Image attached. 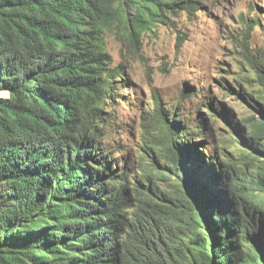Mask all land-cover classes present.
<instances>
[{"label": "trees", "instance_id": "1", "mask_svg": "<svg viewBox=\"0 0 264 264\" xmlns=\"http://www.w3.org/2000/svg\"><path fill=\"white\" fill-rule=\"evenodd\" d=\"M180 11L199 8L0 0V264H264V55L249 57L258 121L154 96L135 168L103 144L121 70L107 32L139 41ZM220 118L237 156L212 128Z\"/></svg>", "mask_w": 264, "mask_h": 264}, {"label": "rangeland", "instance_id": "2", "mask_svg": "<svg viewBox=\"0 0 264 264\" xmlns=\"http://www.w3.org/2000/svg\"><path fill=\"white\" fill-rule=\"evenodd\" d=\"M194 1L199 11L170 15L139 41L123 36L118 28L105 36L112 67L121 70L119 86L107 103L111 115L103 144L134 168L143 153L142 122L152 114L154 96L177 113L199 109L205 114L200 107L212 101L245 126L246 119L263 116L249 57L264 55V0ZM186 91L197 96L189 97ZM212 128L226 139V153L237 156L236 130L222 118Z\"/></svg>", "mask_w": 264, "mask_h": 264}, {"label": "bare ground", "instance_id": "3", "mask_svg": "<svg viewBox=\"0 0 264 264\" xmlns=\"http://www.w3.org/2000/svg\"><path fill=\"white\" fill-rule=\"evenodd\" d=\"M112 63V62H111Z\"/></svg>", "mask_w": 264, "mask_h": 264}]
</instances>
